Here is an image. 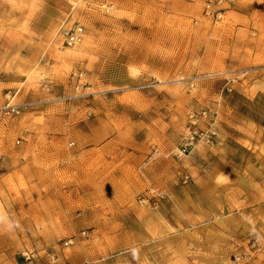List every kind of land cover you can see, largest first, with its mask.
Listing matches in <instances>:
<instances>
[{
	"label": "rangeland",
	"instance_id": "obj_1",
	"mask_svg": "<svg viewBox=\"0 0 264 264\" xmlns=\"http://www.w3.org/2000/svg\"><path fill=\"white\" fill-rule=\"evenodd\" d=\"M27 7L33 41L8 71L0 57V214L21 217L25 257L45 256V246H86L89 230L80 229L94 213L158 210L188 114L220 115L232 92L227 80L235 79L232 90L264 88V0H30ZM76 23L84 39L69 49L62 33ZM74 71L84 73L80 92ZM9 93L18 115L1 114ZM150 190L165 195L155 208L140 202ZM255 239L264 260V237L250 246Z\"/></svg>",
	"mask_w": 264,
	"mask_h": 264
},
{
	"label": "crops",
	"instance_id": "obj_2",
	"mask_svg": "<svg viewBox=\"0 0 264 264\" xmlns=\"http://www.w3.org/2000/svg\"><path fill=\"white\" fill-rule=\"evenodd\" d=\"M29 1L0 0V57L6 71L33 41L37 24L28 19ZM167 166L168 198L158 210L89 215L80 229L89 230L86 246L52 252L45 246V256L25 257L21 217L5 211L0 264H264L250 246L256 236L264 237V88L232 90L222 100L215 144L199 146ZM158 175L161 180L160 170ZM184 175L187 184L181 182ZM114 244L120 250L116 255Z\"/></svg>",
	"mask_w": 264,
	"mask_h": 264
},
{
	"label": "built area",
	"instance_id": "obj_3",
	"mask_svg": "<svg viewBox=\"0 0 264 264\" xmlns=\"http://www.w3.org/2000/svg\"><path fill=\"white\" fill-rule=\"evenodd\" d=\"M209 8V6H208ZM62 44L64 47L72 49L80 45L84 39V28L80 23L74 24L70 29L63 31ZM84 73L82 71H74L71 73V80L74 84L75 92L83 90ZM235 79L227 80L226 90L231 92L230 84L234 83ZM193 87V83L190 84ZM15 95L9 93L5 106L1 109V114L4 116L18 115L20 106L14 103ZM218 124L219 114L216 111L201 109L192 111L188 114L184 130L180 137L179 146L170 154L174 158L180 159L187 157L193 153V151L199 147L213 146L218 138ZM73 144H71L72 146ZM183 184L189 182V176L184 175L181 179ZM163 193H158L154 190H150L146 195L142 196L140 202L142 204H148L152 208L157 206V200L164 199ZM85 235V232L82 233ZM74 237L66 240L63 244L65 247L72 245ZM259 239H255L252 243V247H256ZM51 261L56 262L57 257L52 255Z\"/></svg>",
	"mask_w": 264,
	"mask_h": 264
},
{
	"label": "bare ground",
	"instance_id": "obj_4",
	"mask_svg": "<svg viewBox=\"0 0 264 264\" xmlns=\"http://www.w3.org/2000/svg\"><path fill=\"white\" fill-rule=\"evenodd\" d=\"M4 1H11V0H4ZM56 39V38H55ZM57 42V39L55 40Z\"/></svg>",
	"mask_w": 264,
	"mask_h": 264
}]
</instances>
